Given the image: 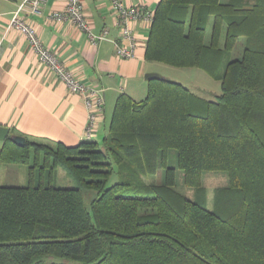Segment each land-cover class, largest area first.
Here are the masks:
<instances>
[{"label":"trees","instance_id":"16d2710c","mask_svg":"<svg viewBox=\"0 0 264 264\" xmlns=\"http://www.w3.org/2000/svg\"><path fill=\"white\" fill-rule=\"evenodd\" d=\"M242 38V57L222 69ZM145 57L203 68L222 94L161 77L143 99L117 97L101 142L7 139L0 162L31 177L0 185V264H264V0H160ZM172 149L188 187L227 172L218 209L177 190ZM58 166L74 186L53 183ZM162 168L164 183L147 181Z\"/></svg>","mask_w":264,"mask_h":264},{"label":"crops","instance_id":"0c3cea01","mask_svg":"<svg viewBox=\"0 0 264 264\" xmlns=\"http://www.w3.org/2000/svg\"><path fill=\"white\" fill-rule=\"evenodd\" d=\"M127 5H143L154 13L160 0H123ZM229 1V0H228ZM21 0H0V125L10 128V135L26 138L61 141L75 145L88 139V113L82 95L72 92L56 74L43 64L32 50L27 37L10 23ZM68 0H48L42 14L22 11L24 19L34 25L48 47L87 85L105 96V105L91 135L107 134L101 131L106 122L109 105L121 93L138 97L140 79L145 78L150 62L145 57L152 20L141 18L130 23L136 38L135 56L117 55L121 28L110 0H83L86 14L98 35L107 31L106 38L93 46L86 32L73 22H57L50 18L62 11ZM213 19L209 25L212 30ZM211 36V33H210ZM112 117V114H110ZM111 122V120H110ZM110 126V123H109ZM4 141L0 140V150ZM15 163L7 165L9 170ZM5 168V167H4ZM13 173L15 171L13 170ZM11 178L0 185H21ZM25 185V184H24Z\"/></svg>","mask_w":264,"mask_h":264},{"label":"built area","instance_id":"2783aa9c","mask_svg":"<svg viewBox=\"0 0 264 264\" xmlns=\"http://www.w3.org/2000/svg\"><path fill=\"white\" fill-rule=\"evenodd\" d=\"M48 0H21L12 17L10 28H15L24 34L29 40L32 50L40 61L45 64L59 80L72 92L82 95L88 113L86 127L87 137L90 138L96 126V122L105 105V96L98 89L84 83L75 73L59 58V56L42 41L37 28L28 23L21 15L22 11L32 14H42ZM116 23L121 28V38L128 44H117V55L124 58L135 56L136 38L130 27L131 22L141 18L153 20L154 13L144 9L143 5H127L123 0H110ZM50 18L57 21L73 22L80 30L87 33L90 43L96 46L100 40L106 38L107 31L96 35L86 14L83 0H68L62 11H55Z\"/></svg>","mask_w":264,"mask_h":264},{"label":"rangeland","instance_id":"374dc122","mask_svg":"<svg viewBox=\"0 0 264 264\" xmlns=\"http://www.w3.org/2000/svg\"><path fill=\"white\" fill-rule=\"evenodd\" d=\"M227 2L228 0H223ZM211 26L208 25V30L206 32L205 40L208 42L210 40ZM246 45V38L240 39L236 47L229 52H226L223 58L222 69H224L227 61L241 58ZM149 70L160 74L162 77L168 78L182 83L188 87L193 93L199 95L206 100H216L222 94V82L219 78L213 77L209 72L200 67L195 66H185L177 67L169 65L163 62H150ZM142 85L138 87V97H134L138 100L143 99L147 95L148 91V81L143 78L139 81ZM129 94V93H128ZM117 100V99H116ZM115 103L109 105L107 111L106 122L102 124L101 131L108 134L109 123L111 120L110 114H113ZM104 136L99 134L98 136L94 134L93 140L101 142ZM10 163L0 162V183H6L11 180V178H16L19 184L26 185L30 180L31 169L27 164L15 163L9 170L7 168ZM169 166L175 167L177 169V190L186 195L191 199H205L208 208L215 210L218 209L217 194L224 188L230 185L229 177L226 171L223 170H209L205 171L203 174V188L188 187L184 184V172L180 169L178 164V153L176 149H172L169 157ZM5 167V168H4ZM36 180H39V175H37L38 167L36 168ZM34 170V169H33ZM114 180V179H113ZM166 180V169H160L159 173L153 177L147 179L148 182L153 183H164ZM53 183L61 187L74 186L75 183L71 176L68 174L67 170L63 166H58L56 168Z\"/></svg>","mask_w":264,"mask_h":264},{"label":"water","instance_id":"95a60500","mask_svg":"<svg viewBox=\"0 0 264 264\" xmlns=\"http://www.w3.org/2000/svg\"><path fill=\"white\" fill-rule=\"evenodd\" d=\"M161 77L162 76L156 72H148L145 75V79L147 81ZM7 139L12 140L14 143H16L19 146H24L27 140V138L23 135H18V134L10 135V128L4 125H0V140L5 142Z\"/></svg>","mask_w":264,"mask_h":264}]
</instances>
